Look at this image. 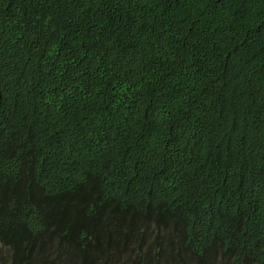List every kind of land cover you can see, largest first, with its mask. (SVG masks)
Segmentation results:
<instances>
[{"label":"trees","instance_id":"obj_1","mask_svg":"<svg viewBox=\"0 0 264 264\" xmlns=\"http://www.w3.org/2000/svg\"><path fill=\"white\" fill-rule=\"evenodd\" d=\"M0 264H264V0H0Z\"/></svg>","mask_w":264,"mask_h":264}]
</instances>
